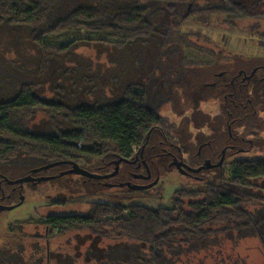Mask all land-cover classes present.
Masks as SVG:
<instances>
[{
    "label": "trees",
    "instance_id": "obj_1",
    "mask_svg": "<svg viewBox=\"0 0 264 264\" xmlns=\"http://www.w3.org/2000/svg\"><path fill=\"white\" fill-rule=\"evenodd\" d=\"M263 4L264 0H255L251 5L244 0H0V28L3 30L7 25L15 31L27 28L29 41L40 53L35 71L37 78L22 83L10 97L0 98V165H26L25 174L34 176L44 174L45 171L40 169L42 166L54 164L47 173L63 174L46 182L67 177L66 168L82 159L85 163H98L101 173L112 172L115 165L110 162L113 159L133 158L134 145L143 146L149 135L152 141L160 124L166 129L170 124L158 108L150 105V92L141 81L128 83L122 93L111 100L83 102L77 98L71 102L63 96L66 93L64 87H57L58 100L41 98L37 91L43 87L56 58H63L64 54L70 58L71 49L83 43L111 45L124 50L154 38L160 40L161 48L168 52L185 44L202 51L209 50L216 57L211 63L183 60L191 75H214L215 67L219 71L225 69L227 63L222 59L232 53L201 31L183 32L179 26L194 15L204 23L209 22V14H225L226 23L235 24L247 17L263 18ZM79 28L91 32L109 31L117 41L79 38L66 45L52 46L46 40L49 34ZM261 28L259 22L252 27L264 38ZM19 35L13 33L10 39L23 42ZM238 56V64L242 59L253 61L243 53ZM2 92L0 84V95ZM234 98L236 102L241 100L238 94ZM39 110L48 117V127L43 131H36L31 126L32 118ZM225 115L222 112L223 118ZM233 115L234 124H238L236 127L255 128L259 122L258 114L242 109L234 110ZM260 130L264 128L257 131ZM254 131L253 137L257 135ZM254 140L256 143L258 137ZM232 165L230 178L225 177L223 166L221 173L206 178L203 186L197 189L186 186L175 191L172 207L91 202L84 213L51 214L44 221L46 234L43 237L49 240L70 231L89 230L103 238L130 241L129 249L120 251L113 258L105 260L111 254L105 252L104 260L96 261L92 257L87 264H180L184 254L189 261L191 253L199 252L212 236L245 230L254 231L264 245V186L253 181L264 177V157L239 156ZM127 166L133 165L124 163L120 176ZM27 181L32 182L31 179ZM78 184L73 185L77 194L62 197V200L54 199L53 203L85 200L104 189L83 193ZM55 186L56 189L46 190L47 198L60 193L58 185ZM66 189L73 193L71 185ZM155 196L161 198L162 194L159 192ZM123 197L131 198L130 195ZM125 210H129L127 215ZM56 230L58 233L54 235ZM20 246L7 251L4 250L6 247H0V260L7 264L9 253L22 251L24 245L18 248ZM51 255L47 244L43 259L47 260Z\"/></svg>",
    "mask_w": 264,
    "mask_h": 264
},
{
    "label": "rangeland",
    "instance_id": "obj_2",
    "mask_svg": "<svg viewBox=\"0 0 264 264\" xmlns=\"http://www.w3.org/2000/svg\"><path fill=\"white\" fill-rule=\"evenodd\" d=\"M248 5H251L255 0H244ZM264 11V4L261 7ZM197 15L190 17L184 24L179 26L183 32L201 31L207 37L216 40L221 45L225 46L230 52L243 53L251 57H264V38L259 33L252 29L255 22H259L262 26L261 31L264 33V17L238 20V24L227 22V15L225 14H209V22L204 23L196 18ZM7 32V34H6ZM0 84L3 92L0 95L1 99H5L13 95L20 85L24 82L35 80V71L40 60V53L36 46L32 45L27 35V28H21L15 31L12 26H5L2 30L0 28ZM23 37V42H16L11 40L12 34ZM2 36V37H1ZM79 38L87 39H101L106 41H117V39L109 31L91 32L86 28L67 29L59 32L49 34L47 42L52 45H66L71 41ZM160 40L149 38L145 43H135L127 48L117 49L111 45H103L97 43H83L71 49L70 58L64 54L63 58H56L51 69L47 73L48 77L45 79L44 85L38 89V95L46 100H58V88L64 87L66 95L63 96L74 102L73 99L79 98L83 102L89 100H111L122 93L123 88L132 81H141L148 83V89L153 95L158 90H166L161 86L162 83L168 82L166 75H187L190 78L191 85L195 84L194 76L191 75L190 68H187L185 60L189 62L211 63L216 60V57L210 53L209 50L202 51L196 47L183 45V47L174 48L173 52H168L161 48ZM261 42L263 44H261ZM208 51V52H207ZM224 59V58H223ZM248 60V59H247ZM246 60V61H247ZM185 61V62H184ZM234 62V63H233ZM228 66L236 65L233 61ZM242 62L245 60L242 59ZM218 68L215 67L214 72ZM143 75H149L145 77ZM151 75H154L151 77ZM161 75V76H155ZM212 75H209L208 83ZM37 78V77H36ZM149 81V82H148ZM181 81V80H179ZM207 83V82H206ZM196 89H201L200 82L197 83ZM203 90L208 93L210 86L204 85ZM211 93L212 90L209 89ZM167 95L171 94V88L166 90ZM62 95V94H60ZM77 95V97H73ZM166 95V94H165ZM198 94H196L197 97ZM72 97V98H71ZM157 98V97H154ZM174 107H173V106ZM171 107L166 106L161 113L167 116L172 123L177 122L175 118L176 113L178 119L185 121L190 119L191 112L188 107L186 110L176 111L178 107L172 104ZM200 105V104H199ZM204 108L200 105V110L195 114L194 124L198 128L208 125L215 126L216 130L220 129L219 124L225 123V119L221 113L216 111L210 99L203 103ZM202 107V108H201ZM172 108L175 111H172ZM177 108V109H176ZM216 111V112H215ZM210 113V114H208ZM175 116V117H174ZM264 125V111L260 114ZM186 122V121H185ZM188 123V122H187ZM250 123V122H248ZM186 123L176 125L173 123V129L183 128ZM250 124L255 125L256 122ZM234 124L233 131L239 132L241 128ZM32 128L36 131L46 130L48 127V117L43 110H39L32 118ZM259 123L257 125V128ZM261 128L262 125L260 124ZM209 127V126H208ZM210 128V127H209ZM255 129L258 137L253 149L249 152L230 155L227 159L225 167V177L232 176L233 165L232 161L239 156L248 157H264V130L259 132ZM264 128V127H263ZM238 129V130H237ZM191 133L194 129L188 127ZM236 130V131H235ZM226 131V130H224ZM216 132V133H215ZM220 134L219 144L215 147H221L222 132L211 131L208 136L201 135L202 142L209 140L217 134ZM260 136V137H259ZM157 165L162 167L159 172L161 176L158 182L147 190H139L132 188L128 190L127 187L121 184L104 185L100 180L87 178L80 173L71 172L69 177H61L59 181L46 182L41 181L33 184L30 181H25L22 187L25 195V200L16 207H0V247H6L4 250H10L17 245H24L23 250L14 251L15 254L9 253L7 257V264H87L89 258L95 257L96 261L113 258L119 254L120 251H125L130 243L127 239H113L101 237L93 234L89 230L70 231L61 236H52L49 240L43 237L46 234L44 221L55 213L60 214H74L84 213L89 209L88 204L91 202L98 203H122L128 206L132 203L143 204L150 207H172L173 197L175 191L182 187H193L195 189L204 185L206 178L213 177L219 173L216 170L205 172V175L199 179L190 178L175 168H171L169 164L166 165L167 160L161 158L156 160ZM82 159L80 164L93 173L100 172V166L94 162L85 163ZM26 165L10 167L8 165L0 166V171L10 179H18L25 174ZM221 173V170H220ZM50 174V173H44ZM156 174V173H155ZM154 174V177L156 176ZM84 177V178H82ZM120 180L131 179L126 174L119 177ZM153 178V177H152ZM75 180V181H73ZM259 185L264 186V177L253 180ZM116 182V181H115ZM119 182V181H117ZM58 183V184H57ZM81 192L91 191L96 188L102 189V193L88 197L85 200L73 199L66 204H54V199H61L70 194H77L73 185L77 184ZM20 187V184H17ZM60 189V193H54L51 198H47L46 190L51 188ZM71 188L73 193H68L66 188ZM10 189V185H6ZM18 187V188H19ZM65 190V191H64ZM67 190V191H66ZM262 190V189H261ZM260 194L262 192L257 190ZM161 193L162 197L155 196L156 193ZM68 193V194H67ZM148 193H151L149 195ZM264 194V193H263ZM130 195L131 198H124L123 196ZM60 197V198H59ZM11 202V201H10ZM129 210H125V214ZM58 230L54 232V235ZM49 241V243H48ZM49 244L51 256L47 260L43 259L46 254V245ZM2 249V248H0ZM111 253L104 258V253ZM5 253V251H4ZM7 253V252H6ZM188 253V252H187ZM89 254V255H88ZM11 256L13 258H11ZM9 258L11 261L9 262ZM104 258V259H103ZM187 255H183L180 264H195L202 260L204 264H264V245L261 238L251 230L242 232H233L221 236H212L207 243L200 249L199 252L193 251L190 255V260H187ZM3 263V259L0 260Z\"/></svg>",
    "mask_w": 264,
    "mask_h": 264
},
{
    "label": "flooded vegetation",
    "instance_id": "obj_3",
    "mask_svg": "<svg viewBox=\"0 0 264 264\" xmlns=\"http://www.w3.org/2000/svg\"><path fill=\"white\" fill-rule=\"evenodd\" d=\"M231 53L232 54H228L224 58L225 63H227L225 69L214 72V75L211 76L212 80H210L209 83L208 81H206L209 79V75H193L195 82L193 86L191 85L190 78L187 77V75H166L169 80L168 82L162 83L161 86L163 87V89L166 88V90H168V88L170 87L171 94L167 95L166 90H158L157 92H154L153 95L150 93L151 98H149V103L154 108H158L160 113L161 110H163L166 106H169L170 108L172 104L177 105V107L178 105L180 106L182 104L181 107H179L178 109L176 108V111L178 112L182 111L183 108L185 109L190 107L189 112H191V117L190 119L185 120L186 122L179 120L177 113L175 115L176 117L174 116L175 118H177V122L173 123H176V125L180 126L182 125V123H186L185 127H181L180 129H173L172 121L167 116L162 114L168 120L170 128L166 129L163 125L160 124V126H158V128L156 129L157 131L154 134L152 141L149 140L150 135L147 137V142L150 143L148 144L149 147L146 146L147 142L143 146L139 144L134 145L132 150L133 158L126 159L120 157L113 159L112 162H110L111 164L115 165L112 172L115 170L116 160L121 158L123 159L120 162L118 174L110 178H96L89 177L81 173L80 174L87 178L100 180L104 185L121 184L124 187L138 188L139 190L143 191L152 187L156 182H158L161 177L159 175V172L162 171V167L160 165H157V162H153L157 159L159 160L163 158L167 160L166 165L169 164L171 168H175L179 172L187 176H191L190 178L199 179L202 175L204 176L205 172L207 171L217 169V171L220 172V170H225L228 160L227 158L230 155L236 154L237 152H241L243 154L245 152H249L250 149H253L255 145V140L253 137L254 128L240 126L241 130L238 133L236 132V134H234L233 126L235 119L233 111L236 109H242L247 112L258 114V129H263L264 125L262 124L263 121L260 114L262 111H264V57H251L253 58V61L245 60V62H241L238 64L237 62L240 59V57L238 56L239 53H233L232 51ZM233 61L236 62V65L232 64L231 67L228 66V64ZM143 76L149 77V75ZM152 76L154 75H151V77ZM199 82L202 85L201 89H196L195 85H198L197 83ZM142 84H145L146 86L148 85V83L144 82H142ZM204 85L210 86V88L207 89L208 93L203 90L205 89ZM209 89L212 90L211 93L209 92ZM196 94H198L197 97ZM236 94L241 97L240 102H236V99L234 98ZM208 99L211 100L216 111L220 112L221 115L222 112L226 113V115L224 116L226 119L223 118L225 119V123L219 124L221 125L219 130H216L215 126L213 125H208L210 128L208 126L198 128L194 124L195 114L200 110V105H202V107L204 108L203 103ZM172 111H175V109L172 108ZM245 116H247V114ZM260 124L262 125V128ZM188 127H191L196 132L191 133L188 130ZM210 129L212 133L213 131L223 133L221 137V147H215L219 144L218 142L221 133H218L216 136L215 134H213V137L205 142L201 141L202 139L200 138V136L210 135ZM223 156V164L217 166L216 164L219 163ZM207 161H211L208 167L203 168L199 172L191 170V168H198L205 165ZM124 163L133 165L131 167L127 166V169H125L123 172V175L126 174L131 179H135H127L130 183L126 182V179L120 180L119 178ZM184 164L186 166H184ZM223 166L225 167L223 168ZM50 167L51 166L40 169L42 172H47ZM72 167L66 168L65 171L67 172ZM69 173L70 172H67V177H69ZM62 174V172L57 174H38L34 175L35 178L31 179V181L33 184H37L41 182L37 181V178L42 175L55 176L54 178L49 179L53 180ZM97 174L104 175L108 173L99 172ZM154 174L156 175L155 177ZM8 179L10 178H8L2 173V171H0L1 208H5L7 206L16 207L25 200V195L22 190L25 181L23 183H11ZM17 184H20V187ZM6 185H10V189Z\"/></svg>",
    "mask_w": 264,
    "mask_h": 264
},
{
    "label": "water",
    "instance_id": "obj_4",
    "mask_svg": "<svg viewBox=\"0 0 264 264\" xmlns=\"http://www.w3.org/2000/svg\"><path fill=\"white\" fill-rule=\"evenodd\" d=\"M122 160H123L122 158L116 160V167H115V170H114L113 172H111V173L104 174V175H102V174H97V173H93V172L89 171L88 169L82 167V166L80 165V163H77V162H74V163H73V167H72L70 170H68L67 172H77V173H81V174H84V175L89 176V177H96V178H110V177L115 176L116 174H118V172H119V168H120V162H121ZM223 162H224V156H223L222 159L219 161V163H217L216 165H217V166H220V165L223 164ZM210 163H211V161H207L205 165H203V166H201V167H198V168H191V170L196 171V172H199V171L202 170L203 168L208 167ZM55 164H56V163H55ZM179 164H180V163H179ZM52 165H54V164H49V165H47V166H43V167H41V168L48 167V166H52ZM180 165H181V164H180ZM184 166H186V165L184 164ZM214 166H215V165H214ZM54 177H55V176H44V175H42V176H40V177L37 178V181L49 180V179H52V178H54ZM29 178H30V179H34L35 177L32 176V175H26V176L21 177V178H18V179H8V180H9L11 183H23L24 181H26V180L29 179ZM129 183H130V182H129ZM7 207H8V206H7Z\"/></svg>",
    "mask_w": 264,
    "mask_h": 264
}]
</instances>
